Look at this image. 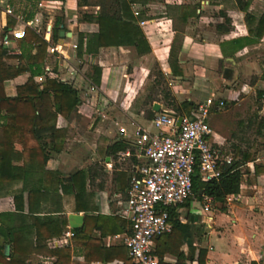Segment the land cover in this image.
I'll list each match as a JSON object with an SVG mask.
<instances>
[{
	"label": "crops",
	"instance_id": "1",
	"mask_svg": "<svg viewBox=\"0 0 264 264\" xmlns=\"http://www.w3.org/2000/svg\"><path fill=\"white\" fill-rule=\"evenodd\" d=\"M5 4H13L15 14L25 21L38 14L42 26L62 18L64 31L71 37L55 43L63 45L67 59L48 53L45 68L78 90L81 99L69 119L58 118L57 127L67 130L60 153H52L47 160L41 153L25 162L22 145L11 147L6 161L9 173L0 187V227L7 234L0 236V244L8 260L16 251L28 264H54V252L68 247L72 263L123 264L110 249L124 246L125 233L101 237L100 227L120 228L122 205L141 161L121 159L119 153L124 151L114 156L109 148L121 142L134 150L136 125L156 132L151 123L155 117L176 113L170 105L172 97L178 105L223 100L226 111L215 107L209 117L214 131L210 142L237 160L245 154L256 160L243 166L249 172L240 194L227 204V212L219 208L205 212L198 199L188 207H173L181 224L190 227L191 236L178 234L170 223L173 240L166 245L157 238L155 250L158 246L168 249L165 264H200L201 250L206 252L205 264H264V173L255 172L256 165L264 166V157L252 154L245 142L249 128L264 136V128L258 130L257 123L252 124L256 114L264 118V98L257 96L264 91V50L260 48L264 37L259 43L249 42L255 37L246 24L247 13L264 18V0H147L132 7L133 12H141L137 23L147 45L108 47L95 55H80L72 44L79 45V34L98 33L94 21L84 20L85 15L95 16L98 7L80 8L78 0H44L41 6L27 0H0V39L8 22ZM94 67L101 70L100 85L92 78ZM226 68L233 70L231 80L224 78ZM28 78L25 74L7 81L6 95L15 97L17 87ZM155 104L160 105L158 113ZM240 109H246L248 120L239 118L237 138L228 117ZM120 126L129 136L120 135ZM164 130L169 134V128ZM78 173L83 176L73 181ZM71 214L84 217L76 229L86 226L90 218L87 227L92 238L101 237L99 245L77 243L67 236L75 230L70 228Z\"/></svg>",
	"mask_w": 264,
	"mask_h": 264
},
{
	"label": "trees",
	"instance_id": "2",
	"mask_svg": "<svg viewBox=\"0 0 264 264\" xmlns=\"http://www.w3.org/2000/svg\"><path fill=\"white\" fill-rule=\"evenodd\" d=\"M51 1L65 2L66 0ZM144 2H147V0H78L80 8L86 6L99 8L95 16L85 15L84 17V20L94 21L99 30L98 33L92 35L79 34V54L95 55L101 49L108 47L134 46L139 49L146 46L147 42L137 23L139 17H135L132 10L133 5ZM10 6H13V4ZM0 13L3 14L1 10ZM6 16L8 22L4 28L5 33L14 28L16 24L12 17ZM32 17L33 14L27 19L29 20ZM225 23L230 24L229 20H226ZM246 24L249 33L255 37L249 42L259 43L264 37V18L258 20L247 13ZM65 29L62 18L56 19L53 34L54 42L61 38L60 33ZM18 48L21 54H11L8 49L0 44V187L5 184V177L9 173L6 161L8 160L11 147L15 143L22 145L25 162L28 157H35L41 153L46 160L52 153H60L65 144L67 130L57 127L58 118L69 119L81 105L78 90L61 79L51 78L45 70L48 44L40 35L27 28L25 38L18 41ZM25 74H29L27 82L17 87V95L15 97H8L5 91V83ZM40 77L43 78L42 81H39ZM92 78L97 85H100V68H93ZM166 96H169L168 92ZM257 96L264 98V91H259ZM171 100L173 102L170 105L177 116H184L185 113L190 114L196 107L192 102H184L178 105L174 98L171 97ZM155 114L152 113L151 118H154ZM254 117L252 124L257 123L258 130L263 129L264 118L259 119L257 114ZM128 148L129 146L126 144L118 142L109 148V154L116 156L120 151H125ZM233 159V163L230 166L224 167L222 176L210 182L201 180L199 166H196L192 176L193 197L187 199L182 206H190L195 199L203 202L204 197H211L214 205H217L222 212H227V198L240 194L244 177L249 172L243 169V166L256 160L253 156L247 154L243 156V161L236 158ZM255 172L258 175L264 173V166L256 165ZM79 176L82 177L83 174H76L72 177V180L74 181ZM169 213L173 230L185 238H190V227L181 224L179 214L175 209L170 208ZM109 219L116 220L114 218H106L105 220L108 221ZM89 220L90 218H87L86 226L83 228L73 230L74 242L84 241L85 245L88 243L99 245L101 237L131 232L129 222L122 220V224L117 230L108 231L101 226V237L94 239L87 227ZM6 235L5 230L0 227V236ZM173 238L174 235L166 234L159 237L158 241L168 245V240H173ZM122 247H113L110 252H113L123 264H137L129 256L126 246ZM101 249L104 250L103 248ZM167 250L160 249L159 246L156 250L154 248L153 254L159 257V264H165L163 259L168 253ZM54 254L57 256V261L54 264H80L71 262V250L68 247L57 250ZM205 259L206 252L201 250L199 263L205 264ZM0 264L28 263L16 251L8 260L4 253V245L0 244Z\"/></svg>",
	"mask_w": 264,
	"mask_h": 264
},
{
	"label": "built area",
	"instance_id": "3",
	"mask_svg": "<svg viewBox=\"0 0 264 264\" xmlns=\"http://www.w3.org/2000/svg\"><path fill=\"white\" fill-rule=\"evenodd\" d=\"M27 1L41 6L44 0ZM3 11L16 23L7 33L3 31L0 39V44L11 54H21L18 41L25 38L26 29L30 28L48 44L49 54L67 59L63 45L54 42L55 24L51 20L42 26L38 14L25 21L15 14L10 5H6ZM133 13L135 17L141 16L140 10L136 9ZM140 25H145V22L140 21ZM72 48L77 50L78 45L72 44ZM45 70L51 78L60 79L50 68ZM42 80L40 77L39 81ZM224 106L223 100L209 98L198 104L189 115H158L151 121L156 132L136 125L133 132L134 150L119 153L121 159L135 157L141 161L131 178L120 214L130 224L131 232L123 236V243L135 263L158 264L153 254L155 240L172 231L169 209L193 197L192 176L196 166H199L201 180L210 182L219 179L224 167L233 163L231 155L215 148L210 142L214 131L209 117L213 108ZM179 118H182L180 127L177 126ZM165 128H169V134ZM119 132L123 137L129 136L125 127L120 126ZM233 200L235 196L228 197L227 204ZM213 205L211 197H204L205 212H211ZM67 236L73 234L68 233Z\"/></svg>",
	"mask_w": 264,
	"mask_h": 264
},
{
	"label": "rangeland",
	"instance_id": "4",
	"mask_svg": "<svg viewBox=\"0 0 264 264\" xmlns=\"http://www.w3.org/2000/svg\"><path fill=\"white\" fill-rule=\"evenodd\" d=\"M261 49L264 50V47H260ZM264 52V51H263ZM261 57L264 58V53L261 54ZM223 111H226L225 108H223ZM246 112V109H240L237 111L236 116H232L233 114H231L228 120V124L229 127L233 130L234 129V136L239 138V136H237V132H240V127L238 126L239 118H242V122L248 120V117H245L244 114ZM210 123V121H209ZM245 139H246V143L248 145V147L250 148V150L252 149V151H250L252 154H254L257 157H264V136H259V134L255 133L254 130L252 128H249L248 132L245 135ZM246 169V168H245ZM218 206L217 205H213L211 207L212 211H215V209H217Z\"/></svg>",
	"mask_w": 264,
	"mask_h": 264
},
{
	"label": "water",
	"instance_id": "5",
	"mask_svg": "<svg viewBox=\"0 0 264 264\" xmlns=\"http://www.w3.org/2000/svg\"><path fill=\"white\" fill-rule=\"evenodd\" d=\"M60 36L62 38L71 37V33H66L64 30H62L61 33H60ZM232 74H233V70L232 69L226 68L224 70V78L226 80H231L232 79ZM154 111L157 112V113L160 111V105L159 104H155ZM181 123H182V118H179L177 126L180 127ZM83 220H84L83 216L78 215V214H71L69 216L70 228L71 229H76V228L80 227V225H82V223H83ZM8 250H9V247L6 248V254L7 255L9 254Z\"/></svg>",
	"mask_w": 264,
	"mask_h": 264
}]
</instances>
